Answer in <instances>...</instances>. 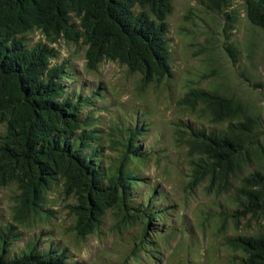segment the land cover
<instances>
[{"label": "trees", "instance_id": "obj_1", "mask_svg": "<svg viewBox=\"0 0 264 264\" xmlns=\"http://www.w3.org/2000/svg\"><path fill=\"white\" fill-rule=\"evenodd\" d=\"M199 2L215 13L231 6V0ZM243 2L248 23L264 32V0ZM171 12L169 0H0V190L14 189L11 222L0 229V264H75L66 250L41 249L33 240L18 253L10 251L20 239L17 226L50 219L47 195L55 188L75 199L69 207L75 217L72 230L81 239L94 234L110 210L116 230L141 224L129 251L132 257L147 250L159 255L160 241L165 245L184 234L164 225L169 208L159 207L157 185L139 194L148 182L141 169L158 162L163 151L152 154L140 143L146 135L142 124L111 123L103 129L93 114L99 112L93 97L100 87L84 97L68 94L62 84L68 72L63 63H52L58 53L51 47L59 40L81 42L86 71L96 72L103 62L117 63L140 76L141 88L159 84L173 77L166 39ZM231 14L226 16L233 23ZM34 33L43 40L31 44L27 37ZM227 52L235 59L233 47ZM178 104L191 115L172 123L189 193L204 184L208 193L231 194L235 208L228 211L223 205L205 220L215 222L216 235L237 254L231 264H264V229L226 237L230 219L264 215L259 119L232 98L190 86ZM253 159L262 161L259 168L234 185Z\"/></svg>", "mask_w": 264, "mask_h": 264}, {"label": "rangeland", "instance_id": "obj_2", "mask_svg": "<svg viewBox=\"0 0 264 264\" xmlns=\"http://www.w3.org/2000/svg\"><path fill=\"white\" fill-rule=\"evenodd\" d=\"M169 1L172 12L167 18L166 39L172 78L141 88L140 76L117 63L103 62L96 72H88L81 42L59 40L51 46L58 53L52 63L65 65L68 76L62 84L68 94L79 92L84 97L100 87V93L93 97L99 112L93 114L101 118L103 129L111 123L145 126L146 135L140 143L152 154L163 151L165 156L141 169L148 182L138 192L146 193L147 187L157 185L159 207L169 208L164 225L172 224L184 234L177 233L165 245L160 241L159 255H151L147 250L132 257L129 251L141 224L116 230L117 219L110 210L99 229L81 239L72 230L75 217L69 207L75 199L55 188L47 195L50 219L30 222L29 227L17 226L15 231L20 233V239L13 243L11 252L18 253L26 242L33 240L41 249L50 245L66 250L75 264H231V256L237 257L223 244L222 236L216 235L215 222L205 220L208 213H217L223 205L228 211L234 209L229 201L231 194L208 193L204 184L189 193L183 151L175 150L172 123L191 116L178 104L188 86L214 91L240 102L259 119L260 142L264 145V32L246 20L243 0H231L230 8L221 13L210 11L199 0ZM231 13L236 17L233 23L226 16ZM27 40L34 44L43 39L34 33ZM229 46L235 50V59L227 52ZM206 120H202L204 124ZM260 162L253 159L251 167L236 175L234 185L259 168ZM13 191L12 187L0 190V229L11 222ZM227 224L226 237L250 236L263 231L264 215L230 219Z\"/></svg>", "mask_w": 264, "mask_h": 264}]
</instances>
